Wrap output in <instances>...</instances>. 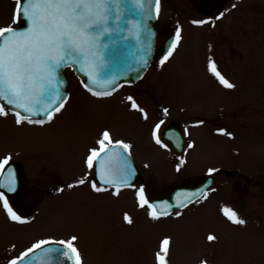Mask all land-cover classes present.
Here are the masks:
<instances>
[{"label": "rangeland", "instance_id": "rangeland-1", "mask_svg": "<svg viewBox=\"0 0 264 264\" xmlns=\"http://www.w3.org/2000/svg\"><path fill=\"white\" fill-rule=\"evenodd\" d=\"M190 5L167 0L164 11H190ZM15 8L16 0H0V27L16 25ZM243 12L244 20L227 27V34H212L210 24L183 22L175 52L137 85L148 98L151 92L166 93L160 99L164 124H186L181 152L161 138L156 142L161 123L153 100L134 108L128 97L133 89L125 86L110 96H94L70 69L69 99L50 122L18 125L5 110L7 115L0 116V159L17 155L30 161L33 184L41 171L49 179H36L48 191L42 196L32 191L29 223L12 224L0 211V264H9L19 249L39 241L72 237L77 238L73 243L82 264H160L165 239L170 243L164 264H264V0H244ZM210 61L232 88L209 70ZM224 107L232 120L225 133L220 127ZM199 117L204 119L194 121ZM105 131L111 141L121 137L129 142L146 183L118 194L100 185L106 190L94 191L92 181L79 183L91 149ZM210 169L215 170L212 189L184 208L153 219L149 202L141 206L145 195L141 197L140 188H149L151 195L169 192ZM246 178L254 184L244 186ZM61 179L68 185L53 193ZM238 181L241 192L235 187ZM226 200L231 209L242 210L244 224L227 220L222 211ZM209 235L215 239L210 241Z\"/></svg>", "mask_w": 264, "mask_h": 264}, {"label": "snow or ice", "instance_id": "snow-or-ice-1", "mask_svg": "<svg viewBox=\"0 0 264 264\" xmlns=\"http://www.w3.org/2000/svg\"><path fill=\"white\" fill-rule=\"evenodd\" d=\"M138 7L143 8L142 0H135ZM160 0H155L156 12L159 11ZM123 12V0H16L14 10V20L22 21L28 26L24 30H19L11 26L0 27V116L7 115L5 104L10 106V111H14L16 123L27 122L28 124H40L50 122L55 113H58L64 106L66 97L60 94L59 85L63 83L58 79V72L65 66L79 65V70L84 72L89 83L85 87L94 96H108L112 94L111 85L114 80L98 78L99 69L103 64L100 53V41L102 37L110 35L113 29L111 23L119 22ZM149 14H145L146 21L150 19ZM201 21L199 23H206ZM118 26V23H117ZM180 39L179 30L176 33V42ZM176 43L170 45L167 54L160 61L163 64L172 55ZM209 70L219 79L220 83L227 88H232L229 83L217 71L214 62L210 61ZM95 88H106L107 90L97 91ZM129 99H131L129 97ZM133 107H137L133 103ZM166 111V110H165ZM23 113V115L21 114ZM41 119H34L36 116ZM159 125H157V128ZM108 141V144H105ZM159 144V138L156 139ZM99 151L91 150L87 158V166L93 168L94 163L100 166V179L105 184H128L132 174L128 167L127 157L120 152L130 148V145L117 141L112 144L109 133L105 131L103 138L98 141ZM111 145V147H109ZM191 147V145H189ZM104 154L102 156L101 154ZM115 154L122 161V167L118 174L113 170H105V159L110 154ZM9 162V158L0 161V172H2ZM128 167V171L124 168ZM210 173L215 171L209 170ZM8 174L12 177L11 169ZM114 177V178H106ZM85 183L84 179L79 181ZM74 185H69L73 187ZM0 188L7 191H15V180L11 178L7 185L0 184ZM94 191L101 192L106 189L92 184ZM119 193L117 187L114 194ZM143 195V189L140 190ZM206 196V193L203 194ZM0 201L6 210L10 220L26 223L9 206L8 200L3 191H0ZM147 201H143V204ZM153 219L158 218L155 205H149ZM223 214L234 224H244L236 212L231 208H223ZM160 214L167 215L162 212ZM179 215V213H177ZM125 220L131 223V218L125 216ZM76 237L65 241L42 240L26 249L19 257L12 259L9 264H32L28 259L37 249H43L45 264H55L56 258L74 259V264H81L80 253L74 246ZM208 239L214 240L215 237L209 235ZM56 243L63 247L44 248L45 245ZM169 240L162 242V251L165 256L158 254L160 264H164L167 254Z\"/></svg>", "mask_w": 264, "mask_h": 264}, {"label": "flooded vegetation", "instance_id": "flooded-vegetation-1", "mask_svg": "<svg viewBox=\"0 0 264 264\" xmlns=\"http://www.w3.org/2000/svg\"><path fill=\"white\" fill-rule=\"evenodd\" d=\"M160 1H161V10H160L159 17L155 22V26L157 28L158 35H157V44H156L154 59L150 65V67L148 68L147 72L145 73V75L142 78L138 79L136 82H134L132 84H126L124 86L133 89V90L129 91L128 97L131 98L130 100L134 101V103L137 107L139 106V103H148L149 104L150 99L154 101L155 104H153V105L150 104V105H151V107H153L156 110V112H158V118L156 120H159L158 122L161 123V125H160L161 126L160 136L155 137V139L161 138L163 140L164 144H167L171 149L174 150L172 143L164 137V130H165V128L170 127V126L175 127V129L179 128L183 134L184 145H185V142H186V124H185V122H182L180 120H172V121H169L167 124H164L165 117L162 115L163 109L161 107L163 105L160 102V99H164L166 97L165 96L166 93L159 92V91H157V93L151 92V93H148L151 95V98H148V97H145L143 95V93L138 91V89H136L137 85H138L139 81H141L146 76H148V74L150 72H152L154 70L157 72L158 68L160 67V64L158 62L161 61L163 59V57L166 55L165 54V47H166L167 40L174 33H177V30L180 31L181 25L183 22H186L187 24L189 23L188 25L195 26V27H198V26L204 27V26H209V24H210V25H212V26H209L210 29L212 30V34L215 33V30H218L221 32L223 30V32L225 34H227L226 33L227 27L231 28V29H233L234 26L237 27L240 20L244 18V12H243V1L244 0H183V2H186L188 5L192 4V6L190 5L191 6L190 11H185V10H183V11H177V10L176 11H164L165 2H167V0H160ZM178 1H181V0H178ZM201 21H207V22L206 23H199ZM20 23H22V21H16V25H19ZM175 43H176V47L172 51V54L176 50L177 45L179 43V41L176 42V38H175ZM152 77H153L154 81L159 82V79L157 78V76L155 74H153ZM80 83H81V86L83 87L81 80H80ZM83 89L91 94V92L86 90L84 87H83ZM116 92H118V90L113 91L112 94H114ZM108 96H110V95H108ZM101 97H103V96H101ZM0 103H2V102L0 101ZM224 108L222 111V113L224 115L221 114L222 119H221V123H220V127H221L222 132H224V130L228 131L230 129L229 126L232 125L231 124L232 120H230L229 117L224 112V111H228L229 108L228 107L225 109ZM235 109H236V111L241 110L240 107L235 108ZM5 110L9 111L16 119V116H15L13 111H10L9 108H7L6 106H5ZM234 114H237V116L239 117V112H235ZM54 116H53V118H54ZM34 119H41V118H34ZM203 119H204L203 117H199V118L194 119V121L203 120ZM233 126L237 127V124H235ZM116 141H123L126 144L130 145L127 140H125L121 137L112 140V143L116 142ZM99 148H100L99 144H97V145L95 144L92 147V149H96L97 151H99ZM5 158H9V162L7 165H5L4 170L6 169V167H8L7 169L10 168L11 172H12V177L9 176L8 170H6V171L3 170L2 172H0V176L2 174L4 175V180L2 181V184L7 185L9 180L14 177L15 191L9 192V191H7L6 188H0V191L4 192V195L6 196V198L8 200L9 206L13 209V211H15L16 214L19 215L23 220H26L27 221L26 223H29L32 219V191L34 192V194L40 195V196H42V194H44V195L47 194L48 189H46L45 187L42 186V181L38 182L36 180V179H39V177H44L45 175L43 174L42 171L37 173V175L35 176V181H34L35 186H33L34 184L32 182V178H33L32 177V164L30 163V161H28V162L23 161L17 155H12V156L7 155V157H3V158L1 157L0 161H2V159L4 160ZM9 164H10V166H9ZM208 173H210V171L206 170L204 172L203 176H200L198 174L197 176L190 178V180H184V181L180 182L179 184L173 186L169 190V192H165L162 190L160 192L158 191V193H155L157 195H151L152 193H150L149 188H147V187H142V188L137 187V188H140V190L143 189V195H145V198L147 201L146 204H148V200H151L153 197H157V196L169 195L171 193V191L179 185H195V184L199 183L200 181H202L206 177V175ZM210 174L213 177L212 183L206 189L204 194L208 193L212 189L214 183L216 182L215 177L212 174V172ZM45 179L48 180L49 178H45ZM81 179H84L86 182H89V181H92L93 183L95 182L96 185H98V186L99 185L100 186H106L115 192H116L117 187L119 188V190H123V189L131 190V189H135L138 184H141L143 182L146 183L144 181L145 178L143 177V173L140 170V174L138 175L136 181L131 185H128V186L104 185L97 179L96 163H94L93 168H91L90 170L88 168L87 170H85L83 172L82 176H80V180ZM243 183H244V186H246L248 184H252V185L254 184V182H251L248 178H246L245 181H243ZM0 184H1V182H0ZM67 185H68V182L65 181L64 179L63 180L61 179L56 184V186H55L54 190H52V192L57 193L61 190V188L65 187ZM235 187H236L238 192L242 191V186H240L239 181L235 183ZM202 196H200V197H202ZM199 198H197V199H199ZM197 199H195L194 201H196ZM226 201L228 202V200H226ZM228 204H229V202L224 204V206L227 208H230ZM149 205H146V206L148 208H150ZM233 208H234V210L233 209L232 210L236 212L237 216L240 219L244 220V218H246V216H244L242 218L243 214H242L241 209H238L237 207L236 208L233 207ZM149 210L151 212L153 211L151 208ZM175 210H178V209H174L173 211L168 212V214L175 212ZM0 211L5 213L6 218L10 223L16 224L15 221L10 220L6 210L3 207L2 201H0ZM158 214H159L158 216H165V215L160 214V213H158ZM227 220L230 221L229 219H227ZM26 248L27 247L23 248L21 251L19 249V252H18L16 257H18V255Z\"/></svg>", "mask_w": 264, "mask_h": 264}, {"label": "water", "instance_id": "water-1", "mask_svg": "<svg viewBox=\"0 0 264 264\" xmlns=\"http://www.w3.org/2000/svg\"><path fill=\"white\" fill-rule=\"evenodd\" d=\"M142 3L143 8H140L136 5L135 0H123V12L120 21L111 23L110 27L113 31L110 35L102 37L100 41V53L103 58V64L99 69L98 78L101 80H114L113 85L110 86L111 91L117 89L123 82L132 83L140 78L145 73L153 59L157 38V31L154 22L158 17L159 11L158 13L156 12L155 0H142ZM145 14L151 16V18L146 21V26L144 19ZM27 26L26 23H23L20 26L13 28L24 30ZM170 45L171 44L167 42V49H169ZM66 67L67 66L59 70L58 79L63 81V83L59 85L60 94L66 97L67 100L69 90L68 77L65 72ZM71 67L75 70L76 74L83 79L84 86L89 83L87 75L79 70L78 64L72 65ZM94 90L103 91L107 89L95 88ZM8 107L10 108V106ZM21 114L23 115V113ZM36 117L43 118L39 115ZM170 130H166L165 136L173 142V145L177 150H180L182 146V137L178 134V138L174 140V137L170 134ZM115 144L116 143L113 145ZM109 147H111V145ZM120 152L127 157L128 167H130L132 171L128 180V184H130L139 175V170L129 149H127L126 152L120 149ZM101 155L104 156L103 153ZM121 167L122 161L114 153L110 154V156L105 159V170L111 169L114 174H118ZM128 167L124 168L125 172L128 171ZM96 174L99 181L102 182L100 179V166L98 164L96 165ZM210 182L211 176H208L197 185L177 187L171 192L169 197H158L153 199L152 205H155V211L157 212H168L176 207H181L201 195ZM47 241L56 242L61 240ZM56 247L63 246L56 243H50L44 246V248ZM28 259L32 264H45L43 249H37ZM25 264H27V262H25ZM55 264H74V259L68 260L66 258L57 257Z\"/></svg>", "mask_w": 264, "mask_h": 264}]
</instances>
